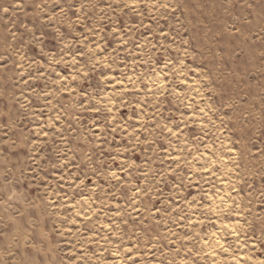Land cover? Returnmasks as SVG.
Wrapping results in <instances>:
<instances>
[{
  "label": "rangeland",
  "instance_id": "374dc122",
  "mask_svg": "<svg viewBox=\"0 0 264 264\" xmlns=\"http://www.w3.org/2000/svg\"><path fill=\"white\" fill-rule=\"evenodd\" d=\"M0 264H264V0H0Z\"/></svg>",
  "mask_w": 264,
  "mask_h": 264
},
{
  "label": "bare ground",
  "instance_id": "6f19581e",
  "mask_svg": "<svg viewBox=\"0 0 264 264\" xmlns=\"http://www.w3.org/2000/svg\"><path fill=\"white\" fill-rule=\"evenodd\" d=\"M219 196V195H218Z\"/></svg>",
  "mask_w": 264,
  "mask_h": 264
}]
</instances>
